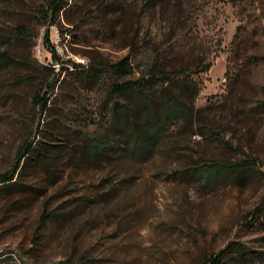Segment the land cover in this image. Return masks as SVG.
<instances>
[{
	"label": "rangeland",
	"instance_id": "1",
	"mask_svg": "<svg viewBox=\"0 0 264 264\" xmlns=\"http://www.w3.org/2000/svg\"><path fill=\"white\" fill-rule=\"evenodd\" d=\"M66 1L0 0V264H210L230 245L221 264H264V0ZM124 57L127 78L184 69L191 121L121 137L106 69ZM239 162L247 182L197 174Z\"/></svg>",
	"mask_w": 264,
	"mask_h": 264
},
{
	"label": "trees",
	"instance_id": "2",
	"mask_svg": "<svg viewBox=\"0 0 264 264\" xmlns=\"http://www.w3.org/2000/svg\"><path fill=\"white\" fill-rule=\"evenodd\" d=\"M66 2V0H52V8H55L57 13L66 6ZM46 40L47 43L52 44L49 33L46 35ZM52 48L54 57L59 63L60 56L53 44ZM69 62L73 61L69 59ZM74 66L79 67L81 65L74 62ZM106 70L116 74V79L111 83L110 91V96L116 97L112 108L113 119L116 126L122 128L120 130L121 137L127 141L135 139L136 142L140 140L143 141L142 143H151L164 133L173 122L178 120L189 122L194 117L195 107L185 101L179 92L175 91L176 86L186 88V90L192 87L198 88L195 82L183 80L181 74L184 69L170 70L162 67L159 62H153L146 72L137 77L127 78L128 75L133 73L134 68L129 57H124L116 63L109 64ZM78 76L85 79L90 76V73L83 71ZM179 80L180 83H178ZM159 90H162L164 95H168L163 101L158 99ZM37 98L41 104L47 106L46 96L40 97L38 95ZM97 144L101 150L107 148L105 143ZM91 146L96 148V145ZM32 150L33 145L31 143L21 148L17 164L11 172L2 175L3 181H11L16 177L21 167V161L27 158ZM228 171L236 175L240 181L247 182L252 176L253 165L249 162L216 164L206 169H199L197 174L204 181L209 182ZM258 210H260L259 216H264V208ZM235 251V247L230 245L219 253L212 255L209 263L221 264L224 259ZM241 256L240 253L233 258L239 259Z\"/></svg>",
	"mask_w": 264,
	"mask_h": 264
}]
</instances>
